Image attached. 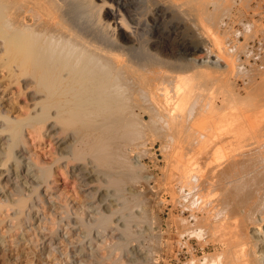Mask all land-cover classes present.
Masks as SVG:
<instances>
[{
    "label": "bare ground",
    "instance_id": "obj_1",
    "mask_svg": "<svg viewBox=\"0 0 264 264\" xmlns=\"http://www.w3.org/2000/svg\"><path fill=\"white\" fill-rule=\"evenodd\" d=\"M99 1L0 0V72L7 81L3 90L0 83V209L7 206V215L13 207L20 209L13 219L18 220L16 230L22 229L24 233L17 241L33 244L43 238L37 237V233L35 240L27 235L29 230L25 226L38 216L35 208L40 211L45 203H50L53 215L57 214L59 207L54 195L45 197L39 189L55 176L53 164L63 161L68 170L74 165L70 173L80 177L83 189L98 186L92 188L88 200L99 194V208L106 200L109 202L96 216L90 214L95 206L85 207V232L90 230L91 234L92 227L100 233L107 231L116 222L115 214H108L109 207L119 214L124 212L126 204L119 205L124 191L129 192L131 201H136L137 183L148 184L153 178L143 171L142 153L148 154L150 150L138 149L146 145L145 128L155 127L163 132L160 139L168 162L166 192L172 208L189 212L191 220L179 216L182 222L194 221L200 236L211 235L216 241L217 252L208 255L206 261L219 257L212 264H264V110L250 115L241 108L245 101L257 98L256 89L248 91L246 98L234 95V113L232 110L220 116L215 102L218 97L213 94L216 79L214 87H205L200 77L187 70L189 65L191 69L195 65L201 73L216 74L225 90L231 83V74L250 77L249 83L244 81L249 86L255 82L256 78L252 79L258 76L257 71L264 75L263 69L255 64L262 70L254 66V73L251 66L249 74L255 75H247V62L234 61L222 47L223 40L214 34L211 39L202 40L204 49L188 52V57H179L173 51L166 56L165 49L152 53L156 49L152 45L135 43L139 42V26L125 28L128 24L119 6ZM159 3H170L174 11L183 10L185 4L189 17L197 11L195 0ZM102 11L106 21L100 19ZM131 21L137 24L141 19ZM193 22L195 28L202 27L206 32L208 25L203 15ZM201 37L196 40L204 39ZM164 54L178 59L165 61L160 58ZM160 64L176 74L173 79L166 75L170 84L169 78L166 77V84L152 70ZM13 85L21 88L17 96H25L30 102L16 118V103L3 102ZM212 87L213 92L205 94ZM223 97L226 101L227 96ZM27 131L40 142L45 138L56 142L57 156L53 161L43 162L32 155ZM111 197H115L112 202ZM45 218L44 215L36 219L39 226H44L41 221ZM120 242L125 244V240ZM50 248L49 255L55 250Z\"/></svg>",
    "mask_w": 264,
    "mask_h": 264
},
{
    "label": "rangeland",
    "instance_id": "obj_2",
    "mask_svg": "<svg viewBox=\"0 0 264 264\" xmlns=\"http://www.w3.org/2000/svg\"><path fill=\"white\" fill-rule=\"evenodd\" d=\"M94 1L101 3V1L99 0ZM166 1L170 2V0ZM195 1L197 4H195L194 6L195 8H197V11L193 12L194 17L187 16L188 12H186V10L188 9V7L185 4H183L182 6L183 10L175 9L174 11V9L169 7L172 6L170 3V5L168 3H164L165 5L163 6L161 5L163 2L160 4L159 0H106V3L110 6L113 5V7L115 8H117L118 6L121 8V13L123 16H125L128 24L125 25V28L128 29V26H139L137 34V39H139L137 41L139 42L135 43H138L137 45L142 44L150 47L152 45L154 48H156L152 51V53L158 54L160 50H166V56L173 51V53L178 54L179 57L181 55H186L188 57V54L194 53L199 49H204L206 46L202 40H206L209 38L211 39L212 34H214L215 37L223 40L222 47L227 50L231 58H233V60L236 62H244L246 60L247 54H249L250 50H252V47H250L252 45L254 47L255 53L260 54V61L256 65L263 69H261L263 73L264 44L262 46V49L260 48L262 44L261 42L264 43V0ZM222 4L225 6L223 7ZM203 7H206V10ZM218 7L222 11L218 9ZM202 9L203 11L205 10V13L201 11ZM202 15L206 18V22L209 28H206L207 30L205 29L207 33L204 32L202 27H194L196 26V24L193 21ZM105 16L106 14L104 13V11H102L100 19L102 21L105 20ZM134 18H140L141 22L138 21L137 24H134V22L131 21ZM192 24H194V26ZM197 36L198 38H202L201 36H204V39L196 40ZM176 50L179 52H176ZM160 58H164L165 61L167 59V61L178 59L177 57H165V54ZM251 63L254 62L252 61ZM160 65L162 66V64ZM160 65H154L152 70L156 71L155 73L158 76L157 79L164 82L166 81V84H168L167 78L170 79L172 75L175 76L176 74L171 72V68H164L166 65L163 64L164 67L162 66L161 68ZM256 65H245L246 69L248 70L247 75L251 71L255 73L257 69L260 70ZM194 66L195 65H192L191 69V66L189 65V69H187L189 72H187L191 75L200 77L198 79L200 80V82H202V84H204L205 87H208L209 84L213 86V83L216 79L214 85H216L217 83V87L213 86L215 93L213 92L212 87V91L209 92L208 90L205 94L208 95L213 92V94L218 97L215 102H217L216 104L220 109L219 115L221 113V115L223 114L224 116H226L227 114L232 113V110L234 109L231 108L234 106L232 97L234 95H238L240 98H246L249 95V92H253L255 89L257 98L249 99L247 103L245 101V106H240L243 110L249 112L250 115L254 113H260V110L262 109L264 110V75H260V72V74H258V71L256 72V74L258 75L257 77H253L255 74L251 73L253 77L252 81H254L255 78L256 79L255 82H251L250 79V82L252 84H249V86L247 83H249L248 78L250 77H245L244 74H241V76L231 74L229 80L231 81L232 85L231 83H229V85H227V88L224 90V87L216 74L207 75L205 73H201L197 71ZM251 66H256V70L255 67L253 69L251 68ZM250 68L251 71H249ZM251 74L249 75L251 76ZM166 75L170 77H167ZM243 76L245 77V79ZM163 77L165 79H163ZM2 78L3 74L0 72L1 90H3L7 85V81L3 80ZM210 78H212L211 80L213 81H211V83L209 82ZM171 79H173V77ZM171 79L169 80L170 82L168 81L169 84L171 83ZM232 81H235L236 83L234 82L233 84ZM244 81L247 82L245 85ZM253 83H255L256 86ZM232 87H234L235 89ZM20 89L21 88L19 86L13 85L12 91L9 90L6 93L8 94L7 97H5L3 100V102L5 101V103L7 101L8 104L10 102L11 104L16 103L15 105L17 106L19 112H15V114H13V117L15 118L22 113V107L26 106V104L30 105V102L25 96H17V93L20 91ZM215 89L217 90V92ZM222 90L224 93L222 92ZM223 96H227L229 99H227L226 97L225 101V98ZM220 99H223L224 103L223 100L220 101ZM228 108H230V110ZM140 111L141 112H139L138 110V113L144 114L142 110ZM224 111L225 114L223 113ZM146 119L147 121L150 120L149 116H146ZM144 131L147 137L145 142L146 145L142 146L140 149H138V151H140L141 149L150 150V153L148 154L142 153V160L144 163L143 171L144 173L151 175L153 178L148 184L143 183L142 181L137 183L136 189L138 190V200L136 201H131L132 197L130 196L129 192L127 190L124 191L125 195L122 196L119 201L120 206L123 207V203L127 206V208L124 209V212H121L119 214L117 213V211L115 212V208L109 207L110 209L108 214L113 213L112 216L115 214L113 218L114 220H116V222L114 221V223L111 224L107 231L100 233V230L97 227H92V233L90 234V230L88 232H85L86 228H83V223L87 217L86 213L84 212L86 208H88L90 205L91 207L92 205L93 207L95 206V209L90 213L94 216L95 214L104 211H100V209H104L103 205L107 203L105 205L107 206L109 203L106 200L101 208H99V194H97L94 198L88 200V194L98 186H96V184H93L91 185L93 190L92 188L88 189V187L83 189L82 185H84V183L82 184V182L80 181V177L77 178L70 173V170L74 165H70L71 168L68 170L64 161L60 164H53L55 176L50 178L48 183H43L42 187L39 190L45 197L52 194L54 195L53 197L54 199H56V207H59L56 212L57 214L53 215L50 203H45L43 209L40 211H38V209L36 210L35 208L34 213L38 215L36 216V219L42 218L44 217V215L47 216V219L45 218L44 221H41V225L45 226L46 224V226H39L40 222L35 219V222L33 221L31 225L28 224L25 226H28L26 231L29 230L27 235L29 234V239L33 240H35L36 238V236L34 235L36 233L37 237L39 236V238H43L38 243H19L17 241V237L23 235L24 232L22 229L21 231L16 230L18 220H14L13 218H16V215H18L20 209L18 207H13L9 212V215H7V206L2 207L0 209V241L2 242L0 243V264H197L196 262H200L202 264H212L216 262L219 257L217 259H215L216 257H213L208 262L206 261L208 255L217 252V246L214 245L215 240L213 241L212 236H200L197 230L199 227L194 224V221L190 223L184 221L183 223L180 218L184 215V217L190 218L191 220V214L189 212L183 213L180 207L172 208L173 206L170 203L171 198L169 196V193L166 192L168 182V162L165 156V146L161 142L162 139H160L162 138L161 135L163 134V132L155 127L145 128ZM26 138L29 143L30 151L32 155H34V157H39L43 162H45L46 160V162H51L57 156V146L55 141H52L49 138H45V140L40 142L29 131L26 132ZM224 144H226V141H224ZM35 196L36 194L33 195V197ZM113 198L111 197L110 202H112ZM60 211L62 212L61 214ZM170 215H172L174 218H171L172 216ZM62 217L64 219H61ZM119 218L121 220L117 221V219ZM58 219H60V221ZM111 229H113V231H111ZM170 230H172V233H170ZM99 233L101 234V238ZM122 237L124 239H122ZM120 239L125 240V244L121 245ZM92 240L94 242H92L93 244H90ZM51 246L53 247V249L55 248V250H53V253L49 255L50 252H52V248H50ZM82 249L83 251H80ZM96 249H98V251ZM46 252L48 254H46ZM96 252L98 253L97 255H95ZM77 259L79 260V262Z\"/></svg>",
    "mask_w": 264,
    "mask_h": 264
},
{
    "label": "built area",
    "instance_id": "obj_3",
    "mask_svg": "<svg viewBox=\"0 0 264 264\" xmlns=\"http://www.w3.org/2000/svg\"><path fill=\"white\" fill-rule=\"evenodd\" d=\"M261 43L262 44H261V48L260 49H262V46L264 44L263 42H261ZM250 47H252V50H250L249 54H247V57H246V60L245 61L247 62V65H249V64H257L260 61V54L259 53L258 54L255 53L254 47L252 45ZM248 55H249V60H248ZM252 61L254 63H251Z\"/></svg>",
    "mask_w": 264,
    "mask_h": 264
}]
</instances>
